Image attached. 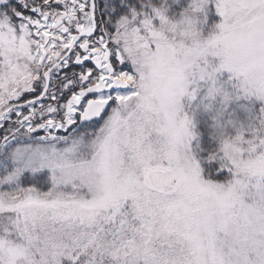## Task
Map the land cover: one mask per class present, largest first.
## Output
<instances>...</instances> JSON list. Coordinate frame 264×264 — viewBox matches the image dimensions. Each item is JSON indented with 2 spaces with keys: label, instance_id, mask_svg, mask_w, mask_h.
<instances>
[{
  "label": "snow or ice",
  "instance_id": "6c2138e0",
  "mask_svg": "<svg viewBox=\"0 0 264 264\" xmlns=\"http://www.w3.org/2000/svg\"><path fill=\"white\" fill-rule=\"evenodd\" d=\"M0 264H264V0H0Z\"/></svg>",
  "mask_w": 264,
  "mask_h": 264
},
{
  "label": "flooded vegetation",
  "instance_id": "af4514ba",
  "mask_svg": "<svg viewBox=\"0 0 264 264\" xmlns=\"http://www.w3.org/2000/svg\"><path fill=\"white\" fill-rule=\"evenodd\" d=\"M86 63H88V65H89L90 67L92 66L90 62H86ZM77 70H78V69H77Z\"/></svg>",
  "mask_w": 264,
  "mask_h": 264
},
{
  "label": "rangeland",
  "instance_id": "374dc122",
  "mask_svg": "<svg viewBox=\"0 0 264 264\" xmlns=\"http://www.w3.org/2000/svg\"><path fill=\"white\" fill-rule=\"evenodd\" d=\"M40 135H44V133H43V132H41V133H40Z\"/></svg>",
  "mask_w": 264,
  "mask_h": 264
}]
</instances>
